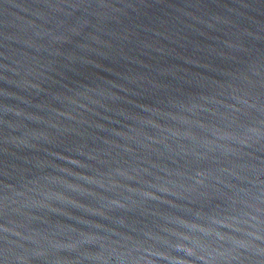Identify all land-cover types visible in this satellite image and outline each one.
I'll use <instances>...</instances> for the list:
<instances>
[{
  "label": "water",
  "instance_id": "water-1",
  "mask_svg": "<svg viewBox=\"0 0 264 264\" xmlns=\"http://www.w3.org/2000/svg\"><path fill=\"white\" fill-rule=\"evenodd\" d=\"M0 264H264V0H0Z\"/></svg>",
  "mask_w": 264,
  "mask_h": 264
}]
</instances>
